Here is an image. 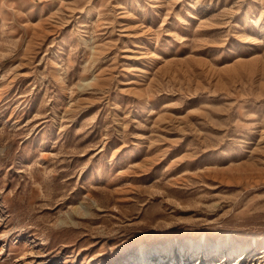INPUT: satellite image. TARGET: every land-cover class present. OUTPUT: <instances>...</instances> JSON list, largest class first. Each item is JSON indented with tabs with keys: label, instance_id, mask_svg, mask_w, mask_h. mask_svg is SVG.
I'll return each instance as SVG.
<instances>
[{
	"label": "rangeland",
	"instance_id": "rangeland-1",
	"mask_svg": "<svg viewBox=\"0 0 264 264\" xmlns=\"http://www.w3.org/2000/svg\"><path fill=\"white\" fill-rule=\"evenodd\" d=\"M160 245L264 264V0H0V264Z\"/></svg>",
	"mask_w": 264,
	"mask_h": 264
},
{
	"label": "bare ground",
	"instance_id": "bare-ground-1",
	"mask_svg": "<svg viewBox=\"0 0 264 264\" xmlns=\"http://www.w3.org/2000/svg\"><path fill=\"white\" fill-rule=\"evenodd\" d=\"M220 240L217 241H210V242H199V243H191L187 247L182 246L180 251L181 253L184 252V255H193V254H199V253H207V254H218L220 253ZM227 246V245H226ZM224 250V249H223ZM230 252L227 256H232L234 254V251L229 248ZM169 251L168 247L165 245L158 246L154 251L150 253H138L130 255V261L131 262H137V263H145L148 264L149 260L154 259L155 257L159 256V258L162 256V252ZM160 254V255H158ZM235 255V254H234Z\"/></svg>",
	"mask_w": 264,
	"mask_h": 264
}]
</instances>
